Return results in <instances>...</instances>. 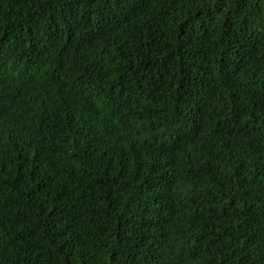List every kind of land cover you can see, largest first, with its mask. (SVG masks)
Instances as JSON below:
<instances>
[{"label": "trees", "instance_id": "trees-1", "mask_svg": "<svg viewBox=\"0 0 264 264\" xmlns=\"http://www.w3.org/2000/svg\"><path fill=\"white\" fill-rule=\"evenodd\" d=\"M0 264H264V0H0Z\"/></svg>", "mask_w": 264, "mask_h": 264}]
</instances>
